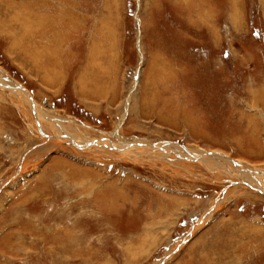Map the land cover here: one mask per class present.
<instances>
[{"label":"rangeland","instance_id":"374dc122","mask_svg":"<svg viewBox=\"0 0 264 264\" xmlns=\"http://www.w3.org/2000/svg\"><path fill=\"white\" fill-rule=\"evenodd\" d=\"M0 4V74L72 134L264 171V0ZM1 87L0 264H264L259 190L213 160L59 144Z\"/></svg>","mask_w":264,"mask_h":264},{"label":"bare ground","instance_id":"6f19581e","mask_svg":"<svg viewBox=\"0 0 264 264\" xmlns=\"http://www.w3.org/2000/svg\"><path fill=\"white\" fill-rule=\"evenodd\" d=\"M5 1H7V0H5ZM14 4H15V2H14ZM7 6H8V4L6 3L4 8H3V10H2L4 15H5L6 12H8V9L6 8ZM0 7H2L1 4H0ZM16 7H17V5H16ZM16 10L17 9H15V11ZM27 10H28V8H27ZM2 12H0V13H2ZM32 12H33V10H32ZM16 13H18V12L16 11ZM20 13L23 14L22 12H20ZM64 15H65V13H64ZM1 16L2 15H0V32L4 29V26H6V23L3 20H1ZM46 16L48 17V15H46ZM44 17H45V15H44ZM10 19H12V18H10ZM39 21H40V19H39ZM47 22H49V21H47ZM7 23H8V21H7ZM45 23H46V20H45ZM9 24H11V23L9 22ZM9 24H8V27H9ZM44 27H45V25H44ZM22 31H24V30H22ZM44 53L42 55H44ZM4 77L0 74V86H2V87L4 86V88H6L10 92H12L13 95L16 96V98L18 99V101H19V103L21 105H26L27 104V106L29 107V111L33 115H35L37 124L40 126V128H42V124H46L51 130H53L54 136L50 140L57 139L59 144L60 143L61 144L67 143V144H69V145H71L73 147H76V149H78V148L79 149H83V148L86 147V148H88V150H94V151L101 152V153H110V154L112 153L111 155H113V153H119V154L123 155L126 152V153L134 154V155L139 157V156L143 155L144 153H147V152L151 151L150 153L147 154V156H149L152 152H153L152 155H156L157 153L155 152V150H157L160 153L164 154V156H167L170 153H172V154H174L177 157H184V158L188 157L190 159L202 161V162H205V163H208V161L213 160L214 161L213 164L209 167L210 170H212L213 172L214 171H220L221 173H223L225 175H229V176H237L238 179L240 180V184L243 185V187H248V188L254 189V190L256 189V191L259 190L262 194H264V171L257 170V169L256 170H250L248 167H246V166H244L242 164H239V163H237L235 161H232V160H230V159H228V158H226L224 156H221V155L212 154L211 156H206V154H204L203 152H197V151H195V150H193V149H191L189 147L184 148V150H180L174 145H167V144L156 145V146L149 145L148 147H144L139 142L138 143H129V142L126 143L124 141L119 140L120 143L122 144V145H119L118 143L106 142L103 139H97V140L96 139H94V140H90L89 139V140H86L84 138H79V137L76 136V134H72L73 132L72 133L70 132L71 128L69 130H67V128L64 125L65 119H63L61 117L59 118L53 112H48V111L43 110L34 101V99L27 93V91L24 88H22L20 85H18L14 81H12L10 78L7 79V78H4ZM31 101L33 102V107L31 105ZM52 143L49 141L48 145H50V144L52 145ZM55 146H57V145H55ZM218 205H219V201H216V202L212 203V205L208 209L206 215L209 216L212 213V211L215 210L218 207ZM204 220H206V219H204Z\"/></svg>","mask_w":264,"mask_h":264},{"label":"water","instance_id":"95a60500","mask_svg":"<svg viewBox=\"0 0 264 264\" xmlns=\"http://www.w3.org/2000/svg\"><path fill=\"white\" fill-rule=\"evenodd\" d=\"M31 105H32V107H33V102L31 101Z\"/></svg>","mask_w":264,"mask_h":264}]
</instances>
